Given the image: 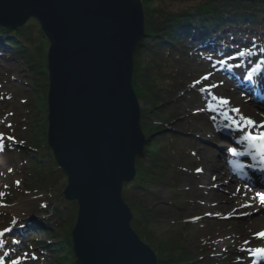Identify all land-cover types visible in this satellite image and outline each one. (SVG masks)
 <instances>
[{"label": "water", "instance_id": "water-1", "mask_svg": "<svg viewBox=\"0 0 264 264\" xmlns=\"http://www.w3.org/2000/svg\"><path fill=\"white\" fill-rule=\"evenodd\" d=\"M29 19L50 41L47 136L68 177L63 194L78 202L76 263L158 264L122 194L148 139L132 81L141 0H0L1 25Z\"/></svg>", "mask_w": 264, "mask_h": 264}, {"label": "rangeland", "instance_id": "rangeland-1", "mask_svg": "<svg viewBox=\"0 0 264 264\" xmlns=\"http://www.w3.org/2000/svg\"><path fill=\"white\" fill-rule=\"evenodd\" d=\"M200 1L202 0H155L151 7L182 11L187 6L189 8ZM151 7H148L147 11L143 7L145 31L146 16L148 15L149 19L154 18V12ZM145 11L147 14H145ZM36 22L39 25L37 29H41V25L36 19H29L25 24ZM245 27H248L250 31L257 28L253 24L242 23L238 25V28L243 29ZM8 36L12 37L13 35L9 34L0 37L5 39ZM246 36L250 39H257V36L251 33ZM45 44V52L48 55L50 41L47 39ZM262 49L256 45H248L245 49L242 48L240 53H246L244 58L248 60L253 52H258ZM5 54L6 56H2L0 53V134H3V140H0V144L3 145L0 148V231L5 228H10L12 231L6 233L4 237H0V241H2L0 258L3 259L4 264H12V260L18 259L16 258L17 256H20L28 247L30 248L28 245H23L25 250L22 247V251H20L21 247L14 249L12 245H8L11 240L18 244L21 241L20 234L25 236L24 230L27 226L23 225L24 221H21V218L25 215H35L37 216L35 222L42 224L43 217L48 218L44 215L47 213L46 206L52 207L51 204L54 202L63 203V191L68 181L66 174L53 171L50 173L51 178L48 177L49 180L46 181V184L39 183L38 191L35 194L26 195L27 186H31L35 182V177L31 175L33 172L31 161L34 155L26 154L23 149L22 151L18 149L21 147V128H24L22 125L26 123V109L32 100L30 90L33 82L30 77L26 76L25 71L22 72L20 69L22 62L19 61V57L10 56L9 52ZM209 62L210 60L207 57L204 59L201 55L196 58L189 57L177 74V78H181L182 81H178L179 87L184 90L180 95H184L185 91L188 93V90L194 87H197V91L189 92V99L184 101L179 96L172 100L177 103H185L187 108L182 109L185 115L179 121L174 122V126L181 133L178 141L171 142L169 152L167 150H158L161 153L157 155V159H160L159 162L161 164L167 163L169 160L174 164L171 175L163 179H157L159 182H154L147 190L137 187L136 191L148 205L152 206L149 214L155 222H158L161 230L171 232L172 229L178 227L177 229L181 232V235L185 236L181 241L184 244L183 246L195 255V259L192 262H188V264H202L205 260L216 261L217 263L214 264H250L248 259L250 256L249 251L245 250L260 248L264 245V238L257 236L261 230H264V224L253 225V222L261 216V212H254L257 209L261 210V208H257L259 206L257 205L258 203H253L254 205L249 207H245L249 203H243L242 206L237 205L229 212H227L228 210L225 211V201L229 198L226 195L234 198L237 193L229 191L225 182L220 180V176L216 177L213 175V167L217 166V162L222 161V159L219 157V150L213 146L218 142L215 137L217 130L211 125L207 108L208 104L217 106L218 102L212 100L213 95L226 98L229 101L228 107H224L225 110L235 107L239 108L243 114L245 113L244 108L246 110L250 106H254L250 101L251 97L247 98L239 94L234 87H231L221 78V73L211 69ZM151 71L152 69L148 73H151ZM161 75L163 76V74ZM168 76L165 75L163 77L166 79ZM205 76L209 78L204 79ZM164 81L160 83V86L167 87L164 90L165 92L168 91V88L174 87L170 81L166 82L167 85L164 86ZM197 81H200V83H196ZM35 84L40 88V93L47 99L49 91L48 76L47 78L43 76ZM210 85L218 86L209 89L208 86ZM134 89L139 99L142 126L143 123L152 122V105L138 96L136 87ZM45 106L48 110L47 101ZM156 108L159 107L156 106ZM187 109H190L192 114ZM42 115V118L46 121L45 131L47 133L49 127L48 111ZM235 116L236 114L233 113V117ZM260 119L261 117L257 120L260 122L264 120V118ZM144 134L148 135L146 132ZM8 137H13V139L9 140ZM149 159L152 160L148 156H144V159L142 158L146 163L150 161ZM49 160L48 154L41 153L38 163L43 165V167H48L50 164ZM198 169L202 171H198ZM211 175L214 179L213 182H210L212 179ZM238 183H236V189L238 188L239 190L243 185L240 181ZM49 185L54 192L56 191V194L53 192L55 196L52 198L41 193ZM245 189H247L246 186H243L244 191H246ZM126 199L134 201L135 195L130 191L126 195L124 200L129 205ZM252 199L254 202L256 201L253 196ZM130 209L133 213L132 207ZM66 216L68 220L63 227L66 230H70L71 222L74 224L77 221L78 206L74 204L69 206ZM13 220L17 223L12 224ZM183 223L189 224L188 232L185 225L180 226ZM20 229H23V231H18ZM14 230L18 231V233H13ZM25 254L31 255V251H25ZM34 254L31 257L25 256L24 260L27 263L22 259L21 261L24 263L20 264H36L35 260H33ZM19 258L21 259V257Z\"/></svg>", "mask_w": 264, "mask_h": 264}, {"label": "trees", "instance_id": "trees-1", "mask_svg": "<svg viewBox=\"0 0 264 264\" xmlns=\"http://www.w3.org/2000/svg\"><path fill=\"white\" fill-rule=\"evenodd\" d=\"M154 1L141 0V3L147 11ZM151 10L154 12V18L149 19L148 15L146 16L147 35L139 43L134 56L133 85L137 89L138 96L152 105V122L143 123L141 127L150 135L157 132L158 135L154 134L148 141L145 151L138 155L136 177L133 181L124 183L122 194L124 199L129 191L135 195L134 201L126 199L134 213L132 227L138 236L155 251L158 264H188L195 259V255L183 246L181 241L185 236L181 235L178 227L171 232L161 230L158 222H155L149 214L152 206L148 205L136 190L137 187L147 190L154 182H159L157 179L169 177L172 173L174 168L172 161L161 164L157 155L161 153L158 150L169 152L171 142L178 141L181 135L176 131L174 122L185 115L182 109L187 106L185 103L172 100L177 96L182 97V101L187 99L185 94L180 95L184 90L179 87L178 81H181V78L178 79L177 74L186 60L198 50L200 32L203 31L209 35L218 32L223 36L225 33H230L231 25L248 23L257 25L256 34L262 36L264 34V0H202L189 8L187 6L182 11L166 10L163 7H151ZM146 11L145 14H147ZM27 24L18 27L0 25V36L13 35L5 39L0 37V51L9 52L10 56H18L19 61L22 62L20 69L22 72L25 71L26 76L33 82L30 90L32 100L26 109V123L22 125L24 128H21L20 135L24 153L34 155L31 161L33 167L31 175L35 177V182L26 188V195H31L38 191L39 183H47L48 177L51 178V172L65 173L57 163L47 140L45 131L47 125L42 118V114L48 111L45 106L47 99L35 84L43 76L46 78L48 76L47 52H45L47 37L41 29H37L39 26L37 22ZM151 69V73H148ZM161 74L164 77L169 76L165 79ZM162 81L164 86L170 81L174 87L168 88L165 92L167 87L160 86ZM187 110L192 114L190 109ZM41 153L48 154L50 158L48 167L38 163ZM144 156L152 160L149 159L150 161L146 163L142 160ZM53 192L50 185L41 191L49 198L55 196L56 191L55 194ZM64 199L61 200L63 203H53L51 205L53 208H47L53 215L47 219V225L39 224L37 229L39 234L34 238L36 253L43 264H77L71 238L75 223L71 222L70 230H66L63 225L68 220L67 208L72 204L78 206V202L69 200L66 196ZM184 225L188 232L189 224H180V226ZM214 263L217 262L213 260L202 262V264Z\"/></svg>", "mask_w": 264, "mask_h": 264}, {"label": "snow or ice", "instance_id": "snow-or-ice-1", "mask_svg": "<svg viewBox=\"0 0 264 264\" xmlns=\"http://www.w3.org/2000/svg\"><path fill=\"white\" fill-rule=\"evenodd\" d=\"M239 55L244 56L246 53L241 52ZM222 63H227V61H221ZM260 73L264 75V65H257L252 69V73ZM208 76H205L204 79H208ZM251 75L249 79H251ZM196 83H200L197 81ZM195 86V85H193ZM218 85H210L208 88L217 87ZM205 90V89H202ZM213 101L218 102L217 107H228L229 101L226 98L217 97L213 95ZM213 111L217 110L216 108L212 109ZM229 112L235 113L236 116L233 117L229 115ZM229 112L223 113L227 119L231 120L230 127H234V130L240 133L239 138L236 140V143L243 146V150H239L236 147L229 148V151L233 156H240V157H251L253 160H258L261 165H264V122L258 123L257 121L244 116L241 113L239 108H230ZM9 140L13 139V137H8ZM0 140H3V134H0ZM3 145L0 144V148ZM241 167H243L241 165ZM261 171H264V167H261ZM198 171H202L199 170ZM19 183V182H17ZM256 197H259L260 202L264 204V192H257ZM251 205H245V207H249ZM15 220L12 221V224H16ZM23 227V225H21ZM10 228H5L0 231V237H4L6 233L10 232ZM257 236L259 238H264V232L258 233ZM247 243V242H246ZM0 245H2V241H0ZM245 251H250L255 256H264V248H254V249H246ZM27 255V254H26ZM0 264H4L2 258H0ZM12 264H20V260L14 259L12 260Z\"/></svg>", "mask_w": 264, "mask_h": 264}, {"label": "bare ground", "instance_id": "bare-ground-1", "mask_svg": "<svg viewBox=\"0 0 264 264\" xmlns=\"http://www.w3.org/2000/svg\"><path fill=\"white\" fill-rule=\"evenodd\" d=\"M48 66V65H47ZM133 75H134V72H133ZM133 81V80H132ZM191 86V84H190ZM134 87V85H133ZM197 89V87H194V88H191L190 90H188V93L187 91H185V96L187 97V99H189L190 97V93L189 92H193ZM135 90V89H134ZM186 90V89H185ZM49 92V91H48ZM136 93V92H135ZM139 101V99H138ZM47 103H48V95H47ZM141 110V109H140ZM244 111L245 113H243L244 116L246 117H249L257 122H259L257 119L259 117H261V119L264 118V112H261L257 109H255L254 107H249L248 109L245 110L244 108ZM142 116V115H141ZM263 116V117H262ZM260 119V120H261ZM19 128V127H18ZM142 129V127H141ZM143 132V130H142ZM144 133V132H143ZM154 134H157L158 135V132L157 133H154ZM154 134L150 135L148 134V139H147V142L145 144V147H144V150L143 152L145 151L146 149V145L148 143V141L150 140V138H152V136H154ZM146 135V134H145ZM228 142V141H226ZM213 145V144H212ZM18 148H19V145H18ZM52 149V148H51ZM53 151V150H52ZM142 152V153H143ZM54 153V152H53ZM141 153V154H142ZM213 170H214V174L216 177H221L220 180H222L223 182H225L226 184V187L228 188V190L230 191H235V197L232 198L231 196L229 195H226L227 197H229L228 199H226L225 201V211L229 212L231 211L232 209H234L237 205L239 206H242L243 203H249V205L253 204V203H259L260 202V199L259 197H256L254 196V199L256 200L255 202L253 201L252 199V192L251 191H248V189H245L246 191L243 190V186L241 188H238L236 189V179H237V175L235 173V171L229 166L228 163H226L225 161H219L217 162V166H214L213 167ZM212 176V175H211ZM67 177V175H66ZM67 180H68V177H67ZM216 180V179H215ZM214 179H213V176H212V179L210 182H213ZM68 184L66 185L64 191L66 190ZM233 189V190H232ZM236 189V190H235ZM253 193H255V191H253ZM247 205V204H246ZM133 218H134V214H133ZM133 221V219H132ZM264 224V216L263 218H259V219H256L254 222H253V225H262ZM131 225H132V222H131ZM133 228V227H132ZM134 229V228H133ZM264 248V247H263ZM152 249V248H151ZM153 250V249H152ZM154 251V250H153ZM155 252V251H154ZM156 254V253H155Z\"/></svg>", "mask_w": 264, "mask_h": 264}]
</instances>
